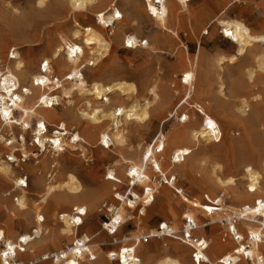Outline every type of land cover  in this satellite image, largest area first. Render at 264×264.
Here are the masks:
<instances>
[{
  "label": "bare ground",
  "instance_id": "1",
  "mask_svg": "<svg viewBox=\"0 0 264 264\" xmlns=\"http://www.w3.org/2000/svg\"><path fill=\"white\" fill-rule=\"evenodd\" d=\"M65 1L67 2L68 11H70L69 18L72 19L71 29L67 35L59 34V37L57 36V44L53 47L50 56L42 57L37 69L30 68L31 65H34L32 59L28 62L24 61V57L17 49H11V52H9L11 62L5 61L3 67L0 65V142H3V148H8V155L6 156L11 160L8 162L7 159H1L2 153H0V176L3 178L5 185L11 184L13 186L12 191L17 193L15 203L13 201L12 204L6 205V203L0 202V210L5 211V223L10 227L11 232L7 234L5 230L0 228V240H2L5 247L0 251V264H11L14 262L13 257L15 255L24 258L26 252L19 251L24 245L27 247L26 249L35 245L40 247H43V245L49 246V243L60 241L59 239L62 238L75 241V246L71 250H61L62 264H190L185 251L186 247L189 249L190 247L180 240L182 225L180 229L177 224V220L185 218L194 222L196 226L194 232L201 231L206 226L216 222L224 221L223 225L226 233L232 237L233 242L228 243V249L222 250V242H225L224 237L227 235L223 234L224 237L221 238L220 242L213 244L210 252L205 251L203 254L205 262L202 264H244L243 260H246L247 264H256L259 258L263 260L264 264V252H262V249L264 250V158L260 161V169L249 165L243 166L239 170V178L222 177L221 174L224 168L219 163H206L205 160H198V158V162L194 160L197 163L196 165L192 162L195 167L192 166L191 161L190 166L185 164L190 155L197 154V152L199 155L201 143H204L203 146L211 142H217L218 144L225 138V133L220 130L219 123L206 112L209 102L205 98L213 90L210 88L207 73L202 75V86L196 93V97L200 100L203 99L202 102L204 103L195 105L197 112L204 116L201 123L184 125L189 121V116L180 114L176 117L175 120L183 124L182 126H174L165 133L160 132L157 134L158 136L153 144H157L162 148L159 155L156 154L155 149L157 147L154 149V145L146 147L137 145L134 149L128 147L126 139L128 124L134 123L142 129L149 128L152 120L158 116L167 103L170 91L164 89L163 94H160L154 83L146 84L143 88L145 96L139 99L137 97L138 87L131 82L113 80L104 84L93 79L88 83L82 71L84 72L88 66L95 67L98 65L110 54L112 49L109 42L111 39L104 36L103 30H107L109 27L110 30L114 29L118 37L122 36V46L126 49L137 50L141 40L133 33L121 35V30L117 28V25L121 23L123 14L116 6L118 0H102L100 3L99 0ZM188 1L157 0L158 4H155L154 0H141L145 12L153 18L159 32L169 31L166 23L170 6H177L179 10L186 11ZM92 9L95 12V24L81 26L76 21L75 16H84L86 11L91 10L92 12ZM45 17L46 14L43 18ZM55 18L54 20H56ZM47 19L49 20V18ZM214 20L220 27L223 37L235 46L234 54L226 59L228 63H233L250 49L260 48L264 45V33L252 32L241 20L225 17H217ZM203 32L206 33L204 29ZM158 37V35L154 36V44H149L145 40L141 47L148 49L149 56L166 52L161 49ZM198 56L199 52L194 55L193 61L190 60V57L183 58V56L177 61L179 66L184 68L180 80L183 87H185L183 102L188 103L193 96V82L197 77L195 67ZM254 56L255 68L264 70V50L259 49ZM224 61V56H219L215 60L217 73L223 67L221 65ZM42 63H45L43 71L40 68ZM256 69L248 67L243 70L242 75L245 80L234 76L229 77L227 85L229 91L227 92L232 98L230 101L224 99L227 92L222 77L215 82L214 99H217L216 107L224 110L222 114L223 121L227 124L233 123V125L235 124L240 128L246 140H250L249 131L253 132L252 128L248 130L249 127L253 126L251 124L255 120L260 119L258 115L255 116L256 118L253 115H251L253 118L250 117V112L248 113L250 101L238 96L244 89L250 88ZM85 72H88V70ZM55 74L61 77L58 78ZM96 75L93 74V76ZM22 83L25 85H21ZM174 93L173 91L172 94ZM109 95L112 98L108 97ZM122 96H125L129 101L125 103L122 100L120 101L119 98ZM61 100L64 101V107L61 112H58L54 107L60 104ZM227 108L229 112L225 111ZM14 112L18 114L17 119ZM181 116L182 119H179ZM49 124L56 125V131L50 137L47 136V125ZM67 124H70L69 126L73 127L74 131L69 137H65L67 130L70 128ZM13 126H17L21 134L27 133V130L30 129L33 135L32 140H35L34 143L32 142V147L39 150L40 153H37L39 156H44L42 158L45 160V168L47 165L50 168V164L57 167L58 160L56 161V157L60 156L59 154L65 146L70 151H77L81 157H85V153L97 147H100L103 151H110V146L113 147L116 151V159L106 167L103 179L113 183L111 185L113 189L112 196L117 203V205L111 204V208H113L111 226L116 228L115 231L117 230L114 234L115 241L120 235V228L129 221H133L135 224V229L130 231L128 236L123 235L119 238L120 242H129L128 244L120 245L116 250L102 252L98 247L101 241L95 239V233H90L94 239H92V242L86 233L74 237L78 227L83 224V217L87 214L89 207L86 203L71 204L69 197L82 195L83 193L78 179L72 173H67L63 180H57L43 186V177L36 170H33L36 184L43 186V188L37 194L36 200L32 201L29 198L31 194L21 188L22 184L27 185L26 182L22 177H15L16 172L13 168H19L22 162L29 160L36 153L26 151L24 135H19L18 138L12 135L8 138L3 137L7 133L10 134ZM45 143L49 144L48 147L52 149L53 153L50 157H45L42 153L47 151ZM169 148H172L170 154H168ZM203 149L201 148L200 151ZM16 151L19 152L21 159L15 156ZM94 153L95 156L92 155V158L94 157L100 162L107 157L105 152ZM163 154L167 155L166 162L163 161ZM12 162H15V165H12ZM116 168L125 178V181H123L127 184V187L138 186L140 193L136 194L134 191L129 190V196H132L129 197L116 191L117 186L124 183L121 178L117 177ZM62 169L64 168L62 167ZM169 171H173L174 174H177L186 182H191L190 179L193 173L197 175L202 173L200 181L209 187L212 190L211 192L219 190V193L214 198L204 194V198L207 202H210L207 204H202L196 199L190 200L184 190L177 185L176 177L174 175L167 176ZM50 173L52 177L62 174L58 171L54 174L53 172ZM87 174L90 175V172L88 171ZM156 177L160 178L159 182H156ZM170 177L174 178L171 179ZM240 183L245 185V193L237 190ZM163 184L167 187H164ZM168 188L174 190L171 193L172 195ZM144 189L145 192H143ZM106 190V186L99 187L94 196L88 197L89 201L94 202L101 197L103 192L106 193ZM4 192L0 191V196L3 197ZM227 192L230 193V198L233 201H238L244 197L252 199L249 201L250 204H244L240 207L223 205V196ZM53 194L65 195V197L58 199V203L70 204L71 210L68 214L58 216L60 221L58 224L54 223L52 229L47 230L45 228L43 230L41 223L44 219L39 214V205L46 203L47 199ZM155 194H160L162 202L157 211L151 212L154 215H169L177 223L175 222L172 226L171 223L163 222L162 230L149 229L146 232L142 229V226L146 218L151 216L148 208L154 202ZM2 197L0 199H3ZM180 203L187 205L182 215L178 213ZM81 209L83 211H79ZM30 212H33L32 221L28 218ZM197 213L198 215L201 213L205 220H199ZM18 219L24 221L25 227L22 233L13 231L15 220ZM235 219L240 221L243 232H238ZM116 223H119V225ZM178 233L179 236L176 235ZM160 235H171L175 240H179V244L174 243L172 248H167L168 246L158 248L150 238L157 239V236ZM21 241L23 243H20ZM85 241H88L87 245L84 244ZM206 241L209 248L212 240L207 238ZM143 242L148 245L145 246ZM260 247L262 248L260 249ZM141 250L146 253L145 259L138 256ZM216 254H220V256L216 257ZM45 255L42 254L41 256ZM8 257L11 259V263L7 261ZM189 257L191 258V256ZM56 262L58 263L59 259Z\"/></svg>",
  "mask_w": 264,
  "mask_h": 264
},
{
  "label": "rangeland",
  "instance_id": "2",
  "mask_svg": "<svg viewBox=\"0 0 264 264\" xmlns=\"http://www.w3.org/2000/svg\"><path fill=\"white\" fill-rule=\"evenodd\" d=\"M98 2L100 3L102 0H99ZM187 4L188 8L186 11L179 10L177 6H170L168 20L166 23L168 24L167 27H169V33V31H157V27L153 18L145 12V8L141 0H118L116 6L123 14L121 23L117 25V28L121 30V35L133 33L136 34L138 39L147 40L149 44H154V36L158 35V40L160 41L159 45L161 49L166 52L149 56V53H147L148 49L146 48L138 47L137 50L123 48L121 40L122 36L118 37L114 29H112L111 35H109L108 30H103L104 36L111 39L109 41L110 45L112 46L111 52L95 67L88 66V68L91 69L90 71L87 68L85 71L88 70V72L82 71V73L88 83L93 79H96L104 84L113 80H123L134 83L138 87L137 97L139 99L145 96L143 88L146 84L149 85L150 83H154L157 87L158 93L160 94H163L164 89H169L170 96L167 103L164 105L163 110L156 117L157 119L155 118L152 120L149 128L142 129L137 127L134 123L128 124V130L126 129V139L128 143L127 146L130 148L132 147V149H134L137 145H141L142 147L152 145L158 136L157 134L160 132L165 133L171 127L182 126L183 124H180L175 120L180 114L189 116V121H187L184 125H187L188 123H201L204 116L197 112V107H195V105H202L204 103L202 102L203 99L200 100L198 97H196V93L202 86V75L207 73L210 88L213 90L210 91L208 94L209 96L207 95L205 98L209 102L206 112L212 118H214L217 123H219L220 130H223L225 133V138L218 144L217 142H211L212 144L209 143L208 145L205 144V146H203L202 144L204 143H201V147L199 148L201 150V148L203 149V147H205L203 149L204 151L199 150L201 153H199V155L198 152L197 154H192V156L190 155V157L186 159L187 163L185 162V164H188L189 166L192 164L193 166V164L195 163L196 165V162H198L200 159L205 160L206 163H219L224 168L221 174L222 177L225 178L232 176L239 178V170L243 166L249 165L253 168L260 169V161L264 158V70H257L253 61L255 57L254 55L257 53V51L259 49L264 50V45L260 48H252L247 51V53H245L246 55L244 54L243 56L239 57L233 63H228L226 59L227 57L234 54L235 46L227 38L223 37V34H221V29L218 27L214 19L217 17L236 18L243 21L252 32L264 33V0H189ZM93 10L94 9H92V12L91 10L86 11L84 16L76 15L75 17L78 19H76V21L81 26L95 24L96 18L95 12H93ZM58 12H61V14ZM69 12L70 11H68L67 2L65 0H0V58L2 62L0 65L3 67L5 61L11 62L12 60L9 58V52H11V49H17L24 57V61L28 62V60L32 59L34 65H31L30 68L33 67L34 69H37L42 57L44 58L50 56L53 47L57 44V36L59 37V34L67 35L69 33L72 25V19L69 18ZM45 14L46 17L43 18ZM195 16L197 17L194 18ZM54 17H56V20H54ZM47 18H49V20ZM203 29L206 31V33L203 32ZM198 52L199 56L195 67L197 77L193 82L194 92L192 99L188 101V104L187 102H183L185 98V87H183V84L181 83L182 81H180L181 72L184 70V68H181L177 61L179 58H181V56H183V58L190 57V60L193 61L194 55L198 54ZM219 56H224L225 61L221 65V67H223L218 70L217 73L215 60ZM248 67L256 69L255 77L250 88L244 89L238 97H243L250 101V108L248 107V113L250 112V117L253 118L254 116V118H256L255 116L258 115V118L260 119L255 120L256 122L254 121L251 124L253 126H250L248 129L251 130L252 128L253 130V132L249 131V134L251 135L250 140H246V138H244L245 136L243 132L235 124H227L223 121L222 114L224 110H222V108L219 109L216 107L217 99L215 98L216 102L214 99L216 90L215 82H217V79L222 77L221 79L226 84L227 92L229 91V88L227 89L229 77L234 76L245 80V77L242 74L243 70L247 69ZM103 71L104 74L102 73ZM92 72H94L93 74L100 75L93 76ZM55 75L58 78L61 77L58 74ZM21 85L25 84L22 83ZM173 91L175 92L174 94H172ZM226 95L227 96H225L224 99H228L229 101L232 100L228 92ZM108 97H110V95ZM119 100H122L124 103L129 101L125 98V96H122L119 98ZM63 102L64 101L61 100L60 104L54 107L58 112L63 110ZM217 110L222 112L217 113ZM225 111L229 112L228 108ZM14 116L17 119V112H14ZM179 119H182V116L179 117ZM55 124L47 125L48 137H50L53 131H55ZM72 128L70 127L67 130V135L65 137H69L74 132ZM11 135L17 138L19 135H24L26 151H32L33 147L29 145L33 137L30 129L27 130V133L21 134L19 128L17 126H13L12 131L10 132V137ZM15 145L18 146L17 144ZM7 149H5V147L3 148V142H0V153H2L1 159L3 160L4 155H8ZM46 150L47 151L42 153H44L45 157H50L53 153L52 149L47 147ZM99 151L105 152L107 155V157L101 162L97 161L94 157L92 158V155L95 154L94 152ZM115 152L116 151L112 146H110V151H103L100 147H97L92 149V151L85 153V157H81L77 151H70L69 148L65 146L64 150L59 154L60 156L56 157V161L58 160V163L56 162L57 167L54 168L55 172L53 171L54 173L57 171L61 172L62 174L59 176H50V172L52 171H49L50 168L47 167L48 165L45 168V160L42 158L44 156L39 155L37 157V162L32 161V157H30L29 160H26L20 164L21 167H14L13 169L16 172L15 177L20 175V170L22 168L24 173H26L28 179L27 188L25 190L31 194L29 198L32 199V201L36 200L37 194L40 192L43 186L47 185L48 183H53L57 180H63L67 173L74 174L82 187L83 193L82 195L69 197L71 204L86 203L89 207L87 214L83 217V224L78 227L74 237H79L82 235V233H86L92 242L93 238L90 233H95V239L101 241L98 246L100 251L105 252L109 250H116L118 246L128 244L129 242H120L119 238L123 235L128 236V233L135 229L134 222L129 221L126 225L119 229L120 235L116 238L117 241H115L114 236H109L103 228V224L107 221V215L105 211L101 210L102 204L109 203L117 205L112 196L113 189L111 185H113V183L103 179V175L106 172V167L116 159ZM171 152L172 148H169L168 154ZM166 157L167 155L163 154V161L165 162L167 161ZM33 164L35 165L34 167L32 166ZM62 167L64 169H62ZM116 169L118 172V175L116 174L117 177L121 178L122 181H125V178L118 171L119 169ZM33 170H36V172H38L40 176L43 177V186L36 184ZM88 171L90 172V175L87 174ZM168 175H174L176 177L177 185L184 190L186 196L190 200L196 199V201L198 200V202L202 204H207L208 202L204 198V194H208L210 198H214L219 193V190H213V192H211L212 190H210L209 187L200 181L201 176L203 175L202 173L200 176L193 173L190 179L191 182H186V180H183L177 174H174L173 171H169L167 173V176ZM156 180L159 181L157 177ZM101 186L107 187L106 193L103 192L101 197L96 199L94 202H90L88 197L94 196L98 188ZM163 186L167 187L165 184H163ZM12 188L13 186L11 184L5 185L3 178L0 176V191L4 192L7 190L9 192ZM128 189L129 188L127 187V184L124 182L123 184L117 186L116 191L118 193H126ZM133 189L140 193V188L138 186H133ZM244 189L245 185L243 183H240L237 187V190L241 192H243ZM168 191L171 194L174 190L168 188ZM58 195H51L47 199L46 203L39 205V214L44 219L43 223H41L43 230L45 228L47 230L52 229L51 227L54 226V223L58 224L60 221L58 220V216L65 213L68 214L71 210L70 204L66 205L64 203V205L58 203V199H60V197H65V195ZM2 198L3 199H0V202L6 203V205L12 204L9 198ZM161 199L162 198L160 194H155L154 202L152 203L151 207L148 208L151 216L146 218L142 226V229L146 232L149 229L158 230V226L162 222H166L168 224L171 223L170 225L172 226L176 222L169 215L153 214L158 210L159 205L162 202ZM251 199L252 198L244 197L238 201H233L230 198V193L227 192L224 193L223 196V205L225 204L240 207L244 204H250L249 201ZM186 206V204L180 203V207L178 209V213L180 215H182V212ZM135 213L137 212L135 211ZM5 214L6 213L3 209L0 210V228L9 234L10 227L5 223ZM28 216L27 217L32 221L33 212H30V215ZM197 217L201 221L205 220L201 213H199V215L197 213ZM170 220L172 221L170 222ZM235 220L237 222L235 225L238 232H243L240 221L237 219ZM177 221L178 223H176L179 225L178 228L181 229V225H183V219ZM223 223L225 222H216L212 225L206 226L201 231L193 233L194 236L212 240L207 252H210L211 247L215 242H220L221 238L224 237L223 234H227ZM14 224L13 231L22 233L23 228L25 227L24 221L22 219H18L15 220ZM176 235L179 236V233ZM224 238L225 242H222V250L228 249V243L233 242L232 237L228 234ZM150 239L156 246H158V248H164L167 246V248H172L174 243L179 244V240H175L174 237ZM59 240L60 241L49 243V246H31L27 250L24 258L21 259H36L42 254H50L59 250H64L73 242V240L68 241L65 238ZM143 244L145 246L148 245L146 242H143ZM261 248L262 247H260V249ZM185 251L188 255L189 263L192 264L191 258L189 257L191 248L189 249L186 247ZM262 252H264L263 249ZM138 256L142 259H145L146 253L142 252L141 250L138 253ZM219 256L220 254H216V257ZM242 262L247 264L246 260H243ZM41 264H52V262L51 260H47Z\"/></svg>",
  "mask_w": 264,
  "mask_h": 264
},
{
  "label": "built area",
  "instance_id": "3",
  "mask_svg": "<svg viewBox=\"0 0 264 264\" xmlns=\"http://www.w3.org/2000/svg\"><path fill=\"white\" fill-rule=\"evenodd\" d=\"M154 2H155V4H158L157 0H154ZM107 30L109 32V35H111L112 34V30H110V27L107 28ZM144 42H145V40H141L140 41L141 44H138L139 47H142ZM44 67H45V63H42L41 66H40L41 71H43V68ZM9 104H10V102H9ZM55 131H53V132H55ZM5 135H6L7 138L10 137V134L9 133H7ZM5 135H3V137ZM32 142L34 143L35 140H32L31 139V142L29 143L30 146H32V144H33ZM45 145H46V147L49 146V144H46V143H45ZM152 145H154V144H152ZM155 147H157V148L155 149ZM153 148L155 149V152H156L157 155H159L162 152V148L159 147L157 144H155L153 146ZM38 151L39 150L37 148H33L32 149V152L36 153V155H32L31 156L32 157V161H34V162H37L38 161L37 156L40 153ZM37 152H38V154H37ZM15 155L19 159H21L19 157V152L18 151L15 152ZM4 159H7L8 162L11 161L6 156V154L4 155ZM12 165H15V162H12ZM49 167H50L49 171H52L53 172L54 171V168H55L54 165L53 164H50ZM20 171H21L20 172V176H18V177H22V179H24V181L27 184V179L28 178H27L26 173H24V171L22 169ZM53 174H54V172H53ZM170 178L173 179L174 177H170ZM153 180H154V177H153ZM159 181H160V178H159ZM159 181L156 180V182H159ZM21 188L25 190L27 188V185L22 184ZM128 188L129 189L127 190V192L126 193H123L124 196H129V190L134 191V193H136V194L138 193V192H136L133 189V186H130ZM12 189L9 192L8 191L7 192H4V194H3V197L9 198L11 200V202H13L16 199V195H17L16 192H13L12 191ZM145 191L146 190L144 189L143 192H145ZM129 197H132V196L130 195ZM14 203H15V201H14ZM208 203H210V202H208ZM101 210L105 211V213L107 215V221L103 224V228L105 229V231L107 232V234L109 236H114V234H115V232L117 230L115 231L116 228L111 226V222H113V208H111V204H109V203L102 204ZM163 224L164 223L162 222L158 226V230L159 231L162 230ZM117 225H119V223ZM195 229H196V226H195L194 222L191 219H188V218L183 219V225H182V229L180 231V238H181L180 240L182 241V243L188 245L191 248V254H190V256H191V262H192V264H202V263L205 262L204 261V258H203V254L205 253V251L208 248V243L206 241V238H201L199 236H194L193 235V232H194ZM161 237H172V236L171 235L170 236L169 235H167V236L166 235L157 236L158 239H160ZM20 240H21V238H20ZM20 243H23V241H21ZM84 244L87 245L88 244V241H85ZM74 246H75V241H73L72 244L69 247H67L66 249H64V250H68L69 251ZM24 248H25V250H24ZM26 248L27 247H25V245H24L22 248H20L19 251L22 252V253L24 251L27 252L28 249H26ZM3 249H5V247H4V244L2 243V240H0V251L3 250ZM61 252L62 251L59 250L57 252H53V253H50V254H46L45 256H40L39 258H36V259L34 258V259H31V260H24V259H21V258H19L18 256L15 255L13 257L14 262L11 263V259L9 257L7 258V261L9 263H11V264H39V263L41 264L42 262L44 263V261L51 260L52 264H62L61 263V260L63 259V257H62V253ZM58 259H59V262L57 263L56 261ZM256 264H263V260L261 258H259L258 259V262L256 261Z\"/></svg>",
  "mask_w": 264,
  "mask_h": 264
},
{
  "label": "snow or ice",
  "instance_id": "4",
  "mask_svg": "<svg viewBox=\"0 0 264 264\" xmlns=\"http://www.w3.org/2000/svg\"><path fill=\"white\" fill-rule=\"evenodd\" d=\"M21 183H23V181H21ZM79 211H83V210L81 209V210H79Z\"/></svg>",
  "mask_w": 264,
  "mask_h": 264
}]
</instances>
